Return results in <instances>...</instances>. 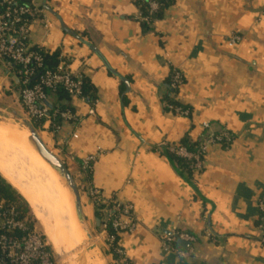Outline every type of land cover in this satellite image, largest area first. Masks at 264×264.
I'll return each mask as SVG.
<instances>
[{"label": "crops", "instance_id": "1", "mask_svg": "<svg viewBox=\"0 0 264 264\" xmlns=\"http://www.w3.org/2000/svg\"><path fill=\"white\" fill-rule=\"evenodd\" d=\"M28 1L42 11L31 45L68 56L95 89L93 101L68 103L76 121L37 130L73 176L94 237L105 244L90 188L133 206L136 228L118 238L130 264H264V0H171L148 29L136 0ZM172 70L183 77L173 97L188 115L168 109ZM3 80L23 109L18 86ZM222 132L232 142L210 143L192 177L165 153ZM176 233L193 241L164 252Z\"/></svg>", "mask_w": 264, "mask_h": 264}, {"label": "built area", "instance_id": "2", "mask_svg": "<svg viewBox=\"0 0 264 264\" xmlns=\"http://www.w3.org/2000/svg\"><path fill=\"white\" fill-rule=\"evenodd\" d=\"M140 1L147 4V14H141L140 21L151 26L160 4L156 0ZM0 8V67L18 78L20 101L30 126L36 130L55 132L59 129L60 122L76 121L72 110L57 108L52 111L47 105L49 93L59 89L64 90L71 99L85 101L83 87L86 79L82 74L71 71V59L64 54L59 55V63L55 69H48L45 66L47 52L31 45V27L41 17V9L33 2L24 4L22 0H1ZM239 40L238 36H233L229 45L235 46ZM182 83V74L172 70L170 87L178 90ZM168 109L176 114L188 115L181 108L168 105ZM204 127L208 128V124H204ZM232 140L230 134L222 132L211 135L195 152H189L184 147L175 148L172 152L191 162L193 172H199L210 143L229 145ZM94 161L93 156L86 158L82 169L91 171ZM89 196L96 212L102 216L105 245L110 255L122 257L118 238L123 233H133L136 228L133 206L106 199L97 188H90ZM259 209L264 227V201H260ZM178 240L191 242L193 238L186 234H173L165 239L164 252H171L173 243ZM0 264H56L51 248L36 226H31L27 219H21L14 207H6L4 204H0Z\"/></svg>", "mask_w": 264, "mask_h": 264}, {"label": "bare ground", "instance_id": "3", "mask_svg": "<svg viewBox=\"0 0 264 264\" xmlns=\"http://www.w3.org/2000/svg\"><path fill=\"white\" fill-rule=\"evenodd\" d=\"M15 128L10 122L0 123V175L28 203L47 235L52 228L60 230L63 238L60 249L71 264H102L98 253L85 243L68 189L30 144L29 132ZM50 205L57 215L56 220L53 217L55 221L51 219L55 226L52 228L48 218L52 213Z\"/></svg>", "mask_w": 264, "mask_h": 264}, {"label": "trees", "instance_id": "4", "mask_svg": "<svg viewBox=\"0 0 264 264\" xmlns=\"http://www.w3.org/2000/svg\"><path fill=\"white\" fill-rule=\"evenodd\" d=\"M1 1V0H0ZM160 4V9L158 13L156 14V18H160L162 15L163 10H165L170 4L171 0H156ZM22 3L29 4L30 2L28 0H22ZM136 3L141 9V14L145 15L147 14V4L142 3L140 0H136ZM2 8H0V11ZM144 24V23H143ZM144 27L148 29L147 25L144 24ZM59 54L58 53H48L45 55V66L48 69H55L59 63L58 60ZM170 85V84H169ZM83 92L85 99L88 101H93L95 99V89L93 86L85 80V84L83 87ZM176 93V90L173 91V93L167 98V105L173 107V108H181L183 110H186L184 106L179 104L173 97V94ZM121 95H122V101L124 104L127 103V99L125 96V86L122 83L121 84ZM54 96L59 103H66L65 106L60 107L61 110H72L68 103L71 101L70 96H68L67 93H65L64 90L59 89L56 92L49 93V97ZM57 108L53 109L52 111H55ZM184 147L189 152H195L198 148V145H192L188 140H184L177 148ZM165 153L170 159L176 164V167L178 169V172L181 176H187L192 177L193 171L191 169V162L188 160L181 158L177 156L174 152H170L169 150H165ZM0 204H4V206L9 207L12 206L16 209V211L19 214V217L21 219H27L31 226L35 225L31 218V209L28 205V203L23 199V197L0 175ZM97 217L102 220V216L100 213L96 212ZM114 260L117 262V264H130L127 261H124L122 257H119L117 255H113Z\"/></svg>", "mask_w": 264, "mask_h": 264}, {"label": "rangeland", "instance_id": "5", "mask_svg": "<svg viewBox=\"0 0 264 264\" xmlns=\"http://www.w3.org/2000/svg\"><path fill=\"white\" fill-rule=\"evenodd\" d=\"M4 73H5V70L0 67V119L5 120L6 122H10V124H12L14 128L17 127L19 131H22V130L29 131V128H28L29 120L26 116V113L23 111V109L18 104L16 97H13L15 93L14 86H12L13 88L12 89L10 87L9 81L3 80ZM69 195L73 203L72 195L71 194ZM43 207L44 206L41 205V211L46 214V210ZM52 208L53 206L50 205V212L52 213L50 217L48 216V218H50L51 223L49 224L51 225L50 226L51 228L55 227L53 225V221H55L57 218L56 217L57 215L55 214L56 212L54 211L55 209L53 208V211H52ZM53 212H54V215H53ZM53 217L55 220L53 219ZM31 218L33 222L35 223V226L38 232L45 238L47 244L51 248L56 264H71V261L68 259V257H65L66 255L60 249L61 242L63 240L60 230L57 229L56 227L52 228L49 235H47V233L44 232L41 224L36 220V218L33 216L32 213H31ZM51 219H53V221ZM53 229L55 230V232ZM92 232H93V235L97 234L95 230L94 231L92 230ZM93 245H96L95 251L98 253L99 259L101 260L102 264H117L113 256L110 255L106 245L102 243L101 241H99L96 237H94Z\"/></svg>", "mask_w": 264, "mask_h": 264}, {"label": "water", "instance_id": "6", "mask_svg": "<svg viewBox=\"0 0 264 264\" xmlns=\"http://www.w3.org/2000/svg\"><path fill=\"white\" fill-rule=\"evenodd\" d=\"M4 75L6 77H9L14 85H19V80L16 76L9 74L7 71H5ZM121 80L124 82L127 89H129L128 82L124 78H121ZM47 105L52 109V106L49 102H47ZM5 122V120L0 119V123ZM28 128V132L30 135V144L35 148L42 160L46 164H48L52 168V170L58 175L62 184L65 186L66 189H68L69 193L72 195L74 213L77 223L80 227L82 236L85 240V243L90 244L92 246V250H95L96 245H93L94 235L85 216L81 201L80 190L73 176L69 172L67 166L46 147L45 143L38 135L37 130L33 126H30V124L28 125ZM97 224L100 225V219L97 220ZM177 244L183 248H188L190 246L189 243L181 240H178Z\"/></svg>", "mask_w": 264, "mask_h": 264}]
</instances>
